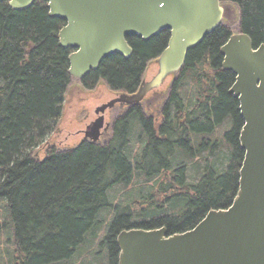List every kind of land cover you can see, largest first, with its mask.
<instances>
[{"label": "trees", "instance_id": "trees-1", "mask_svg": "<svg viewBox=\"0 0 264 264\" xmlns=\"http://www.w3.org/2000/svg\"><path fill=\"white\" fill-rule=\"evenodd\" d=\"M222 4L224 22L188 52L160 136L134 107L109 143L53 145L38 157L59 128L72 84V50L59 40L65 21L50 16L45 0L25 10L0 2V244L12 247L0 264H118L119 231L165 225L185 232L210 209L231 204L245 154L244 119L220 48L233 33L235 7L240 30L255 47L264 43V0ZM169 38V30L148 41L130 36L132 56L110 55L91 77L133 91ZM138 204L147 208L135 210Z\"/></svg>", "mask_w": 264, "mask_h": 264}, {"label": "water", "instance_id": "water-1", "mask_svg": "<svg viewBox=\"0 0 264 264\" xmlns=\"http://www.w3.org/2000/svg\"><path fill=\"white\" fill-rule=\"evenodd\" d=\"M8 1L25 10L36 0ZM51 17L66 22L60 44L72 48L71 77L82 78L113 54L129 58V36L144 40L170 31L168 46L157 59L159 70L134 94L123 93L97 109L85 131L93 141L108 131L103 112L117 102L139 103L177 75L189 50L214 32L225 17L222 0H45ZM220 52L223 69L235 74L229 92L239 101L244 125L239 141L245 151L239 187L228 208L212 209L193 228L169 234L166 227L131 228L117 235L119 264H264V43L255 47L243 31L232 33Z\"/></svg>", "mask_w": 264, "mask_h": 264}, {"label": "rangeland", "instance_id": "rangeland-1", "mask_svg": "<svg viewBox=\"0 0 264 264\" xmlns=\"http://www.w3.org/2000/svg\"><path fill=\"white\" fill-rule=\"evenodd\" d=\"M239 16V9L237 7L233 8L230 16L232 19L231 21H233L231 24V30L233 33H238L240 31ZM158 70L159 64L157 60L151 61L145 72L144 79L151 80L157 74ZM171 82L172 77L168 76L165 82L157 89V92H155L157 94L150 93L151 95L148 97V101L146 100L144 103V107L147 109L148 115H152L151 111L155 110V108L158 107V102H161L163 96L165 97V93L169 89ZM116 95L117 93L111 89L106 81L100 82V84L95 85L92 89L82 88L81 86L77 87L74 84L71 85L66 95L64 115L59 128L50 139L44 142V145L40 148V150H38L36 155L38 157L45 156L53 145L58 147H73L80 143V141L84 138L83 130H85L87 125L90 124L91 121L95 120L97 116L95 114V109L98 106L108 103ZM154 112H156L155 114L157 115V111L155 110ZM121 114H123V112L118 107L111 110L108 109L106 112V120L113 123L114 120L120 117ZM112 133L113 129L110 128L108 135L107 133L103 134V136L106 135L103 139H107L112 135ZM163 178H165L164 175ZM141 183L145 182L139 180V187ZM119 194L120 196L122 195V193ZM159 198L160 195L155 193L156 201H158ZM115 204H117V202H115ZM140 208L146 209L147 207H144L142 204L134 206L135 210H140ZM111 215L112 211L109 218ZM8 248L12 249V247L7 246L4 242L0 244V260L1 256L4 258L3 250H7Z\"/></svg>", "mask_w": 264, "mask_h": 264}, {"label": "flooded vegetation", "instance_id": "flooded-vegetation-1", "mask_svg": "<svg viewBox=\"0 0 264 264\" xmlns=\"http://www.w3.org/2000/svg\"><path fill=\"white\" fill-rule=\"evenodd\" d=\"M66 25V22H65V24L63 25V26H65ZM166 31V30H165ZM161 33V32H160ZM160 33H158V34H160ZM135 36V35H134ZM155 36H157V35H155ZM155 36H153V37H155ZM130 37V36H129ZM137 37H139V36H137ZM153 37H151V38H153ZM139 38H141L142 40H144L142 37H139ZM150 38V39H151ZM150 39H148V40H150ZM170 39V38H169ZM148 40H144V41H148ZM129 42V41H128ZM169 42V41H168ZM130 44V43H129ZM167 46H168V44H167ZM166 46V47H167ZM133 48V47H132ZM66 49H71L72 51L70 52V54L72 53V52H74V49H72V48H66ZM133 51H134V49H133ZM162 53V52H161ZM119 55H121V54H119ZM222 55V54H221ZM121 56H123V55H121ZM132 56V55H131ZM130 56V57H131ZM160 56V55H159ZM158 56V57H159ZM223 56V55H222ZM109 57V56H108ZM124 58H126L125 56H123ZM129 57V58H130ZM158 57H156V58H154V59H152V60H150L149 62H148V64L146 65V67H145V70L143 71V73H142V76H141V79H140V81H139V83L137 84V86L135 87V89L133 90V91H130V90H114V89H112V90H114V92H116L117 93V95L114 97V98H112L111 100H113V99H116V98H119L120 97V95L121 94H123V93H128V94H134V93H136L137 91H139V89L141 88V86L143 85V83L145 82V81H149V80H146V79H144V75H145V72H146V70L148 69V66H149V63L151 62V61H153V60H157L158 59ZM107 58V57H106ZM223 59H224V57H223ZM101 65V64H100ZM100 67V66H99ZM99 67H98V69H99ZM222 68H223V63H222ZM98 69H96V70H91L87 75H85L84 77H82V78H77V77H72V84L71 85H75V86H77V87H82V88H87V89H92L93 87H95V85H97V84H100V82H104V81H106L105 79H103V78H101V77H98L95 81L93 80V78L91 77V75H92V73H94V72H96ZM183 69V68H182ZM224 70V69H223ZM182 71V70H181ZM181 71L180 72H178V74L177 75H171V77H172V82H171V84H170V86H169V89L167 90V92L165 93V97L163 96V98H162V100H161V102H158L159 104H158V107H156L155 108V110L157 111V115L155 114L156 112H154L155 110H153V111H151V113H152V115L150 116V115H148V112H147V109L144 107V103L146 102V100L148 101V97L151 95L150 93H155V92H157V89L158 88H156V89H154V90H152V91H150V92H148L147 93V95L139 102V103H134V104H132V105H128V104H122L121 102H117V103H115V105L114 106H112V107H108V108H106L105 109V111L103 112V118H104V122H105V125L104 126H109V129H108V131H105V132H103L102 133V135H100V137L97 139V141H93V140H90V139H86L85 138V131H86V129H87V127L92 123V122H94L97 118H98V113H97V109L100 107V106H98L96 109H95V114L97 115L96 116V118H95V120H93V121H91L90 122V124H88L87 125V127H86V129L85 130H83L84 131V138L80 141V143H82V142H89V143H92V144H98V145H103V144H107V143H109L112 139H113V137H115V135H116V123L120 120V119H123V118H125L126 116H128L129 114V111L132 109V108H134V107H138V110H139V112L147 119V120H152V125H153V127H154V130H155V132H156V134H157V136H160V131H159V126L160 125H162L163 124V122H164V115H163V111H164V108H165V106H166V103L168 102V98H169V96H170V94H171V89H172V87H173V85H174V82L179 78V76H180V73H181ZM228 71V70H227ZM107 83V82H106ZM110 86V85H109ZM230 90V89H229ZM230 93V92H229ZM155 94H157V93H155ZM154 94V95H155ZM234 96V95H233ZM235 98V97H234ZM154 99V98H153ZM237 99V98H236ZM110 100V101H111ZM238 100V99H237ZM104 105V104H103ZM102 106V105H101ZM120 108V110L123 112V114H121L120 115V117H118V118H116L115 120H114V122L113 123H111L110 121H107L106 120V112H107V110L108 109H114V108ZM154 117V118H153ZM244 125V124H243ZM243 127V126H242ZM242 127H241V129H242ZM110 128H112L113 129V133H112V135L110 136V137H108L107 139H103V137H105V136H103V134H106L107 133V135L109 134V130H110ZM241 131V130H240ZM239 136H240V132H239ZM101 140H103V141H101ZM239 144H240V141H239ZM241 146V145H240ZM67 148H70V147H60V149H67ZM241 149H242V147H241ZM243 150V149H242ZM244 151V150H243ZM245 152V151H244ZM245 155V154H244ZM244 159V158H243ZM170 174V173H169ZM161 175H159V176H157V178H159ZM171 179V178H170ZM162 180H164V179H162ZM238 187H239V182H238ZM238 191V190H237ZM236 194H237V192H236ZM236 194H235V196H236ZM235 196H234V198H235ZM234 198H233V200H234ZM233 203V201L231 202V204ZM230 204V205H231ZM230 205H228L227 207H224V208H228ZM212 209H221V208H212ZM212 209H210V210H212ZM209 210V211H210ZM208 211V212H209ZM208 212H206L205 213V215L202 217V219L208 214ZM201 219V220H202ZM200 220V221H201ZM199 221V222H200ZM198 222V223H199ZM197 223V224H198ZM196 224V225H197ZM162 227H166L165 225H162V226H159V227H157V228H162ZM133 228V227H132ZM167 228V227H166ZM129 229V228H128ZM168 229V228H167ZM125 230V229H124ZM122 231V230H121ZM121 231H119L118 233H117V235L121 232ZM169 232V231H168ZM177 233H179V232H177ZM169 234H173V233H170L169 232ZM117 235H116V242H117ZM118 244V243H117ZM118 264H119V261H118Z\"/></svg>", "mask_w": 264, "mask_h": 264}]
</instances>
